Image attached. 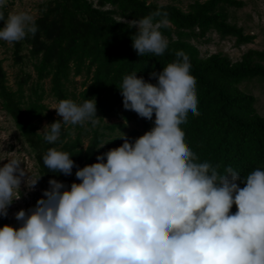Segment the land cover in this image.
I'll return each mask as SVG.
<instances>
[{"label": "clouds", "instance_id": "obj_1", "mask_svg": "<svg viewBox=\"0 0 264 264\" xmlns=\"http://www.w3.org/2000/svg\"><path fill=\"white\" fill-rule=\"evenodd\" d=\"M0 21V41L18 42L37 31L27 11H0ZM167 22L159 10L131 22L138 56L163 54L168 41L159 29ZM191 71L177 55L175 63L149 73L155 83L136 71L122 76L123 108L152 120V127L132 142L122 133V144L76 166L79 182L49 179L35 205L15 213L18 227L0 226V264H264V168L241 175L230 165L219 171L198 162L181 131L189 115L200 114ZM52 109L62 119L40 132L49 144L64 125L96 123L94 98L59 99ZM72 156L49 147L42 161L68 176ZM0 161H6L0 163V216H7L22 180L32 190L40 176H26L16 156Z\"/></svg>", "mask_w": 264, "mask_h": 264}, {"label": "trees", "instance_id": "obj_2", "mask_svg": "<svg viewBox=\"0 0 264 264\" xmlns=\"http://www.w3.org/2000/svg\"><path fill=\"white\" fill-rule=\"evenodd\" d=\"M54 6L35 19L37 31L28 34L23 42H17L15 63L22 60L21 46L25 45L33 63L37 81L49 79L50 92L57 99L67 98L65 84L70 75H80L84 70L92 73L90 84L80 93V101L94 98L101 118L109 117L121 108L123 116L131 119L136 113L126 110L117 88L123 75L136 71L146 81L155 83L152 71L159 72L166 63H175L177 55H183L191 67V77L196 82L198 116L189 115L186 127L181 131L185 143L198 157L207 160L222 171L232 166L241 175L255 168H264V117L255 107V97L238 87L244 80L264 79V51L249 50L240 60L231 61L223 53L201 57L193 40L204 38L215 31L222 38L233 36L237 44L252 42L253 36L245 35L242 28L227 19L226 7H241L238 0L196 1L182 10L175 5H158L147 0H54ZM96 1L97 5H94ZM109 6V8H107ZM159 10L166 14L167 24L159 29L168 46L159 56L151 53L138 56L132 48L131 37L136 33L138 20ZM7 16L4 7H0ZM162 17H155L160 20ZM0 21V27H3ZM23 84L14 91L7 83V74L0 60V103L12 118L20 136L35 152L38 162L39 185L48 188V180L56 179L66 186L76 181V166L96 162V156L123 143L120 137L111 138L106 130L113 126L98 125L92 132V140L86 149L80 147L79 138L64 141L63 134L54 144H49L38 133L36 118H40L46 106L42 96L24 101ZM31 98V97H30ZM154 116V114H153ZM145 126L149 120L144 118ZM130 141V137H126ZM105 143L102 147L100 144ZM49 147L69 152L75 162L72 174L50 172L43 165L42 156ZM99 147V148H98ZM239 183V182H238ZM240 187L244 185L239 183ZM232 212L236 207H232ZM9 224L7 216H0V226Z\"/></svg>", "mask_w": 264, "mask_h": 264}, {"label": "rangeland", "instance_id": "obj_3", "mask_svg": "<svg viewBox=\"0 0 264 264\" xmlns=\"http://www.w3.org/2000/svg\"><path fill=\"white\" fill-rule=\"evenodd\" d=\"M196 1L204 2L205 0H147L149 3L158 5H175L182 10H187L189 5ZM238 1L243 3L241 7H226L227 19L231 24L242 28L245 35L253 36L254 39L249 43L237 44L236 38L233 36L222 38L215 31H210L204 38L193 40V43L200 51L201 57H207L215 53H223L231 61L235 62L240 60L242 55L249 50L264 51V0ZM54 4V0H4L2 7H4L7 13L10 11H27L33 15L34 19H37L49 7L54 6ZM94 5H97L96 1ZM18 42H23V40ZM16 43L0 41V60H2L3 68L7 74L8 86L16 91L19 88V83L21 82L23 84V99L25 102L42 96L40 100L46 106V110L40 118L35 119V123L38 126V133H40L45 125L62 119L57 115L55 109H52L58 101L50 92L51 84L49 79L37 81L33 67L35 59L29 57V51L25 45L21 46V53L19 54V56L23 55V59H18L17 63H15L17 57L14 53ZM259 61L264 65V60L259 59ZM91 77L92 73L88 75L86 70L80 75H74L72 73L69 81L65 84L67 98L81 103L80 93L85 89V85L90 84ZM238 87L240 90L255 97L256 110L264 117V79H247ZM96 115L95 124L86 121L83 124L62 126L61 135L67 134L64 141L69 142L79 138L80 147L86 149L92 140V131L98 125L102 126L105 124L106 126L114 127L113 130H106V134L111 136V138H117L123 133L125 137H130V142H132L152 127V120H149V126L146 127L144 118L139 117L137 114L129 120L124 118L122 109L118 107L109 117L102 119L97 109ZM9 155L16 156L24 162V164H21V167H25L26 176L38 177V162L34 150L20 136L14 121L2 109L0 103V156ZM3 162L6 161H0V163ZM42 190L39 185V179L32 190H28L22 180L20 185V198L14 200L7 209L10 225L13 227L19 226L15 219V213L21 209L27 210L34 206L36 200L42 196ZM232 207L236 206L233 205Z\"/></svg>", "mask_w": 264, "mask_h": 264}]
</instances>
